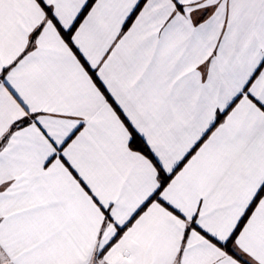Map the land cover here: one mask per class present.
<instances>
[{
    "label": "snow or ice",
    "instance_id": "snow-or-ice-1",
    "mask_svg": "<svg viewBox=\"0 0 264 264\" xmlns=\"http://www.w3.org/2000/svg\"><path fill=\"white\" fill-rule=\"evenodd\" d=\"M0 264H264V0H0Z\"/></svg>",
    "mask_w": 264,
    "mask_h": 264
}]
</instances>
